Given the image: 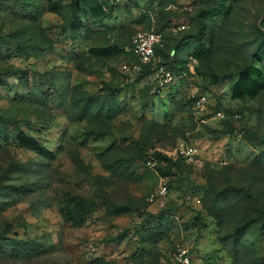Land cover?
I'll use <instances>...</instances> for the list:
<instances>
[{
	"label": "rangeland",
	"instance_id": "rangeland-1",
	"mask_svg": "<svg viewBox=\"0 0 264 264\" xmlns=\"http://www.w3.org/2000/svg\"><path fill=\"white\" fill-rule=\"evenodd\" d=\"M180 249L264 264V0H0V264Z\"/></svg>",
	"mask_w": 264,
	"mask_h": 264
},
{
	"label": "built area",
	"instance_id": "built-area-1",
	"mask_svg": "<svg viewBox=\"0 0 264 264\" xmlns=\"http://www.w3.org/2000/svg\"><path fill=\"white\" fill-rule=\"evenodd\" d=\"M160 34L153 31H139L133 36L132 45L130 47L131 53L143 64H150L156 55V47L160 44ZM157 75L165 82L171 80L172 74L170 71L160 67L157 69ZM221 113L217 112V116ZM159 194L166 192V187L159 186ZM154 196L149 197V201L154 200ZM172 264H194L192 257L186 250H178L174 256Z\"/></svg>",
	"mask_w": 264,
	"mask_h": 264
},
{
	"label": "trees",
	"instance_id": "trees-1",
	"mask_svg": "<svg viewBox=\"0 0 264 264\" xmlns=\"http://www.w3.org/2000/svg\"><path fill=\"white\" fill-rule=\"evenodd\" d=\"M130 53H131V51H130ZM131 55H133L132 53H131ZM134 56V55H133ZM135 57V56H134Z\"/></svg>",
	"mask_w": 264,
	"mask_h": 264
}]
</instances>
